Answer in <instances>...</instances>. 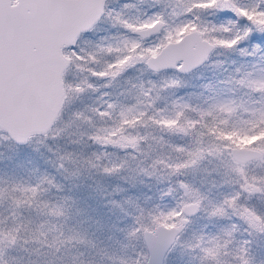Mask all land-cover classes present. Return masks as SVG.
<instances>
[{
    "label": "snow or ice",
    "instance_id": "6c2138e0",
    "mask_svg": "<svg viewBox=\"0 0 264 264\" xmlns=\"http://www.w3.org/2000/svg\"><path fill=\"white\" fill-rule=\"evenodd\" d=\"M0 142V264H264V0H0Z\"/></svg>",
    "mask_w": 264,
    "mask_h": 264
},
{
    "label": "rangeland",
    "instance_id": "374dc122",
    "mask_svg": "<svg viewBox=\"0 0 264 264\" xmlns=\"http://www.w3.org/2000/svg\"><path fill=\"white\" fill-rule=\"evenodd\" d=\"M101 35H103V33H101ZM233 58H235V57H233ZM221 59H223V57H221ZM211 68L213 69V70H210L212 72V77H213L212 79L218 78V77L222 78L221 77L222 71H220L219 69L213 68L211 66L201 68L198 71H196L195 73H193L190 77L187 78L189 80V87L187 89H185V91L193 92V93H199L200 91H202L200 86L202 84L208 83L210 81V79L208 78V75H206L205 72H207ZM157 150H159V149H157ZM41 151H43V149H41ZM0 153H3L5 157L10 154L8 152L7 145L5 143L0 142ZM25 157H31L35 160L34 162L41 164L39 155L37 153H33L30 148L24 147V148L20 149V157L19 158H25ZM6 163L7 162L5 161L4 164H6ZM4 164H0V167H3ZM207 167L209 169H211L213 167V165L208 164ZM10 169H11V165H8V170H10ZM191 178L192 177H190V179ZM200 178H201L200 175L197 174L195 177V180L198 182L200 180ZM208 179H211V177H208ZM107 183L109 185H111L112 183H114V181H107ZM0 212H2L3 214L6 213V215H8L6 205H5V207L0 208ZM25 215H28V214L25 213ZM203 223H204V221H197L195 224H193L192 227H193V229H196ZM101 239H103V237H101ZM257 252H258V255L264 256V247L259 248L257 250ZM11 255L15 256L18 260H20L21 264H27L29 259H35L34 256L30 257L28 253L23 252V251H14L11 253ZM185 259H187V257H185Z\"/></svg>",
    "mask_w": 264,
    "mask_h": 264
},
{
    "label": "trees",
    "instance_id": "16d2710c",
    "mask_svg": "<svg viewBox=\"0 0 264 264\" xmlns=\"http://www.w3.org/2000/svg\"><path fill=\"white\" fill-rule=\"evenodd\" d=\"M233 58V57H232ZM210 70H213L212 68L211 69H209L207 72H205V74L206 75H208V78L210 79V80H212V72L210 71ZM220 71H222L221 69H219ZM218 78H220V77H218ZM32 157V156H31ZM33 159V158H32ZM34 160V159H33ZM35 161V160H34ZM41 166L43 167L44 165L41 163ZM4 215H6V213H4Z\"/></svg>",
    "mask_w": 264,
    "mask_h": 264
}]
</instances>
